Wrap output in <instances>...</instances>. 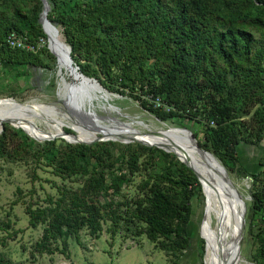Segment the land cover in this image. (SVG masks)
I'll list each match as a JSON object with an SVG mask.
<instances>
[{
	"label": "trees",
	"instance_id": "trees-1",
	"mask_svg": "<svg viewBox=\"0 0 264 264\" xmlns=\"http://www.w3.org/2000/svg\"><path fill=\"white\" fill-rule=\"evenodd\" d=\"M46 1L47 19L61 29L80 73L109 93L138 100L160 122L201 123L198 145L229 174L251 178L246 244L255 246L251 261L264 264V152L253 173L238 154L241 143L264 148V0ZM41 12V0H0V69L28 76L32 68L53 67L46 46L30 52L6 43L11 33L34 45L46 38ZM9 164L33 165L31 180L34 169L48 168L62 182L52 184L55 196L23 202L29 227L43 228L33 246L38 254L52 255L58 246L64 253L68 238L78 239L81 230L92 238L103 232L145 236L168 264H177L190 245L192 201L203 194L193 172L172 153L138 143L36 142L5 124L0 172ZM137 176L134 193H123ZM11 227L7 213L0 232ZM0 264H11L4 252Z\"/></svg>",
	"mask_w": 264,
	"mask_h": 264
},
{
	"label": "rangeland",
	"instance_id": "rangeland-1",
	"mask_svg": "<svg viewBox=\"0 0 264 264\" xmlns=\"http://www.w3.org/2000/svg\"><path fill=\"white\" fill-rule=\"evenodd\" d=\"M58 36L64 42V36L61 29L58 27ZM49 38H42L39 42L40 47L46 46L48 49ZM50 55L53 58L46 57L47 61L54 62L51 69L42 67L32 68L28 76H15L14 72H9L7 68L0 69V101L6 104L24 105L30 103L34 108H51V115L61 110L60 106H55L62 99L63 107L71 112V115H76L85 125H114L112 122H119L127 127L137 128L138 130L150 134L151 131L166 129L167 127L185 128L192 135L195 134L196 142L202 141L203 125L196 122H163L150 115L144 110L139 101L128 96H122L116 93H106L104 96L98 90L93 82L83 83L82 78L73 79L67 76L65 71L62 75L65 76L67 83L71 87H65L61 84V78L58 76V61L56 55L51 49ZM46 56V54L44 55ZM53 59V60H52ZM50 81L54 82V89L49 88ZM79 89H75V87ZM73 88V89H72ZM146 99L148 103L152 102L150 96ZM13 100V101H11ZM64 100V101H63ZM15 101V102H14ZM156 103V101H154ZM53 104V109L52 108ZM58 109V110H57ZM73 112V113H72ZM57 119H61L60 114H54ZM89 117V118H88ZM93 118V119H92ZM34 126L27 127L32 138L43 140L50 138L51 133L59 128L70 130L76 137L94 139L100 136H105L100 132H91L87 127L79 125L65 126L61 125L55 128L54 131H48L46 123L34 122ZM90 123V124H88ZM111 123V124H110ZM7 124L11 127L14 123L1 121L0 125ZM136 125V126H135ZM16 126V124L14 125ZM21 126V125H19ZM17 126V127H19ZM26 127V126H24ZM15 128V127H13ZM21 128V127H20ZM31 130H29V129ZM63 129V130H64ZM60 130V129H59ZM32 131V132H31ZM34 131V132H33ZM61 131V130H60ZM194 136V135H193ZM30 137V138H31ZM60 139L55 138L53 140ZM34 140V139H33ZM63 140V139H62ZM36 141V140H35ZM52 141V140H51ZM65 141V140H64ZM40 142V141H36ZM66 142V141H65ZM116 142V141H113ZM119 143V142H118ZM124 144V143H121ZM132 144V143H127ZM264 152L263 144L253 146L242 144L238 146V154L241 165L248 171L254 172L257 169V161ZM176 157V156H175ZM177 159V157H176ZM34 166L23 164H9L5 167V171L0 172V218H4L7 213L11 222V229L5 233L0 232V242L6 241V245L0 243V252H4L11 264H168L165 253L154 247V244L146 239L145 236L130 237L123 234H117L114 238L103 232L98 238L90 237L85 230H81L78 236H71L67 240V250L61 253V248L55 251L54 254H38L34 251V244L40 240L43 235V228L40 226L32 229L28 224V217L25 214V205L23 202L29 200H42L47 195L55 196L56 189L54 185H61L62 182L58 177H54L50 173V169L39 167L34 169L36 174L35 179L31 180ZM227 172V171H226ZM224 173V172H223ZM228 174L231 183L237 189L238 193L245 200L246 216L245 221L250 216V185L251 178L248 176H238L237 174ZM109 176V175H108ZM141 180V177H135L133 183L129 187L122 186V192L132 195L134 193V185ZM21 192L19 193L18 190ZM205 196V195H204ZM206 197V196H205ZM121 199V197H119ZM238 215L241 219V200L238 197ZM193 212L191 220L188 224V235L190 237V245L178 259L177 264H206V246H207V227L206 216L208 202H204L201 198H194L192 201ZM206 219V220H205ZM106 225L104 229H106ZM246 229V226H245ZM250 243V241H249ZM246 244L245 231L241 244V253L234 254V259L238 264H254L251 261L255 246ZM203 252V254H201Z\"/></svg>",
	"mask_w": 264,
	"mask_h": 264
},
{
	"label": "bare ground",
	"instance_id": "bare-ground-1",
	"mask_svg": "<svg viewBox=\"0 0 264 264\" xmlns=\"http://www.w3.org/2000/svg\"><path fill=\"white\" fill-rule=\"evenodd\" d=\"M44 29L49 38L50 49L53 54L56 55V61L59 63L58 70H60L59 76L61 78V84H63L66 88L71 87L69 83H67L65 76L62 75L63 71H65L67 76H70L73 79H79L80 77L73 73L68 62L65 60L64 42L59 38L57 29H53L47 24H44ZM82 82L91 83L92 81L82 78ZM94 85L96 84L94 83ZM96 86V88L105 96L106 93L104 90L98 85ZM75 89H79V87L77 86ZM59 101L60 102L57 104L54 103V107L60 106L61 110L54 114H60L61 119H57L56 116H53L54 114L51 115L52 109L49 107L31 108V106L29 107L30 103H26L24 105H13L0 101V122L7 121L16 125L30 127L34 126V122L38 120L39 122L46 123L48 131H54L55 128H58L61 125L80 126L82 123L80 118H77L76 115H71L70 111L63 108L68 107L62 104V99ZM112 123L114 125L110 126L105 124H98V126H95L90 123H88L90 125H85L82 123V126L87 127L91 132H100L104 134L105 136H100L102 138L118 139L123 142L140 140L148 144L158 145L175 153L178 159L185 162L195 171L201 181L203 193L208 202L206 216V227L208 233L205 263L238 264L234 259V254L236 251V254L240 253L238 252V240L242 214L244 211L243 201L245 202V200H241L240 203L241 219L239 221L237 209L238 197L235 189H233L228 182L226 177L227 175L222 169L221 164L209 154L198 150L190 135L180 127L177 128L171 126L166 129L151 131L150 134H146L137 128H129L119 122L114 121ZM1 126L2 124L0 125V129ZM60 132L62 133L63 130L61 129ZM66 139L70 141L79 140L89 142L85 141L84 138L80 136L79 138L67 136Z\"/></svg>",
	"mask_w": 264,
	"mask_h": 264
},
{
	"label": "water",
	"instance_id": "water-1",
	"mask_svg": "<svg viewBox=\"0 0 264 264\" xmlns=\"http://www.w3.org/2000/svg\"><path fill=\"white\" fill-rule=\"evenodd\" d=\"M41 2H42V12H41L40 17H39V23H40V25H41V27H42L43 32L46 34V31H45V29H44V24H47L48 26L52 27L53 29H57V27H55V26H54V25H53V24L47 19V13L49 12V4L47 3L46 0H41ZM46 36L48 37L47 34H46ZM48 49L50 50L49 42H48ZM64 50H65V53H64V55H65V60L68 62L69 66H70V68H71V70L73 71L74 74H77L78 77H81V78H83V79H85V80H89V81L94 82L96 85H98V86H99L101 89H103L105 92L109 93L107 90H105V89L100 85V83H99L97 80H95V79H93V78H88V77L84 76L82 73H80V72L78 71V67L74 64V62H72L73 60H72V58H71V56H70V51H71V49H70L69 45L65 42V39H64ZM57 74H58V76H59V74H60V70L57 71ZM161 123H163V122H161ZM12 126L15 127V128H19V129H21V130H22L27 136L31 137L30 135H28V134L24 131V129H22V128H20V127H17V126H14V125H12ZM181 129L184 130L185 132H187V133L190 135L192 141L194 142V144L196 145V147L198 148V150H200L201 152H204V153H206V154H209V155L212 156L215 160H217V159H216L211 153H209V152L203 150V149L198 145V143L196 142L194 136L192 135V133H191L189 130H187V129H185V128H181ZM2 131H3V125L1 126L0 133H1ZM67 136L76 137L75 134H71V135H69V134H67V133L63 130V132H62L60 135L52 136V137H50V138H45L43 141H51V140H53V139H55V138H60V139H63V140H65L67 143H70V144H86V145H90V144H93V143H95V142H105V141H116V142L124 143V144H127V143H138V144H141V145H144V146H147V147H156V148H159V149H161V150H163V151H165V152H167V153H172V154H174V155L177 157V155H176L175 153H173V152H171V151H169V150H166V149H164L163 147H160V146H158V145L148 144V143H145V142L140 141V140H131V141L123 142V141H120V140H118V139H107V138L98 137V138H96V139H94V140H92V141L84 142V141H79V140H73V141L67 140V139H66ZM31 138H32V137H31ZM32 139L41 142V140H37V139H35V138H32ZM177 159H178V157H177ZM178 160H179L180 162H182L187 168H189V169L193 172V174L196 176V178H197V180H198V182H199V184H200V186H201V191H202V194H203V197H204V202H205V201H206V197L204 196V193H203V187H202V184H201V181H200L199 177L197 176V174L195 173V171H194L193 169H191V168H190L185 162H183V161L180 160V159H178ZM217 161H218V160H217ZM218 162H219V161H218ZM219 163H220V162H219ZM220 164H221V163H220ZM221 167H222V169L224 170L225 174L227 175L226 177H227V180H228V182L230 183L231 187H233V189H235V191H236L237 189L234 187V185L231 183L230 179L228 178V174H227L225 168H224L222 165H221ZM237 193H238V197L240 198V200H243V198H242V196L239 194V192H237ZM243 207H244V211H243V214H242V220H241V226H240V235H239V240H238V246H239L238 252H240V253H241V244H242V241H243V235H244V231H245V216H246V210H247V208H246V204H245L244 201H243ZM240 253H239V255H240Z\"/></svg>",
	"mask_w": 264,
	"mask_h": 264
},
{
	"label": "built area",
	"instance_id": "built-area-1",
	"mask_svg": "<svg viewBox=\"0 0 264 264\" xmlns=\"http://www.w3.org/2000/svg\"><path fill=\"white\" fill-rule=\"evenodd\" d=\"M6 43L8 47L10 48H18V49H22V50H26L30 52H35L36 49L40 47V43H43V42L41 41V42L36 43V45H34L26 41L25 38L19 37L15 33H11L7 37ZM155 101H156V104L159 105V99H156Z\"/></svg>",
	"mask_w": 264,
	"mask_h": 264
},
{
	"label": "crops",
	"instance_id": "crops-1",
	"mask_svg": "<svg viewBox=\"0 0 264 264\" xmlns=\"http://www.w3.org/2000/svg\"><path fill=\"white\" fill-rule=\"evenodd\" d=\"M258 161H259V158H258ZM258 161H257V163H258ZM257 169H258V166H257ZM257 169H256V170H257Z\"/></svg>",
	"mask_w": 264,
	"mask_h": 264
}]
</instances>
